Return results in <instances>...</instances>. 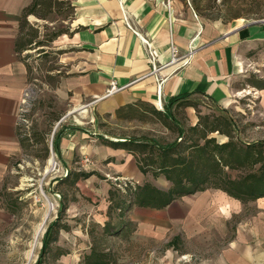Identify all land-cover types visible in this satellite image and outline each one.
Segmentation results:
<instances>
[{
  "label": "crops",
  "instance_id": "crops-1",
  "mask_svg": "<svg viewBox=\"0 0 264 264\" xmlns=\"http://www.w3.org/2000/svg\"><path fill=\"white\" fill-rule=\"evenodd\" d=\"M32 1L0 0V188L20 154L16 122L27 70L17 44L20 22ZM71 4V41L80 53L74 57L69 80L62 82L60 89L64 99L72 93V111L80 112L81 117L88 114V121H84V127L62 126L57 152L61 165L69 170L75 164L78 169L87 167L85 157L104 164L100 170L104 173V228L111 224L120 235L131 227L133 239L154 243L178 238L186 248L211 245L218 250V264H252L254 248L264 251V198L244 205L207 188L177 198L164 208L133 204L129 210L120 211L123 206H112L111 185L131 181L133 190L150 184L167 192L171 183L163 176L154 179L142 174L133 153L103 144L101 136L112 142L127 138L101 134L96 121L104 116V124H109L115 120L116 110L137 102L161 108L173 101L172 111L182 101H206L224 107L239 93L234 95V83L243 76L244 65L250 63L245 54L264 44V24H249L242 18L232 22L241 20L246 24L230 23L226 28L218 23H202L178 0H71ZM141 39L148 40L162 65L170 60V44L182 56L158 72L165 79L160 95ZM112 83L120 89L104 97ZM83 109L87 114L81 113ZM185 112L194 125V109L186 107ZM133 198L130 195L126 202L132 203ZM246 207H254L256 217L246 215ZM7 215L0 198V225Z\"/></svg>",
  "mask_w": 264,
  "mask_h": 264
},
{
  "label": "rangeland",
  "instance_id": "rangeland-1",
  "mask_svg": "<svg viewBox=\"0 0 264 264\" xmlns=\"http://www.w3.org/2000/svg\"><path fill=\"white\" fill-rule=\"evenodd\" d=\"M178 1L183 7L192 10L202 23H218L225 28L230 23L246 24L241 20L232 22L236 15H242V20L249 24H264L251 23L264 21V0H258L259 4L236 0H227L225 4L221 3L222 0ZM43 3L45 5L46 0ZM58 4H55L52 11H47L44 20L27 16L20 22V25L26 22V26L22 33L21 30L19 32L18 43L23 38L26 41L32 40L33 43L19 54L27 70L26 88L23 92L27 100L22 105L23 112L17 126L20 154L4 176L0 188L2 207L8 214L0 225V264H29L25 255L32 241L33 230L46 211L43 196L52 203L53 208L40 239L36 258L30 264H36L40 258L43 239L49 226L59 216L62 202L67 208L59 220V225L66 227L57 236L54 234L57 241L49 245L43 264H218L215 255L218 250H214L211 245L186 248L179 240L171 247L168 243L133 239L131 227L125 234L118 235L117 227L111 224L104 231V222L101 220L104 216L101 214L104 211V173L100 171L104 164H98L96 159L87 157L89 162L85 163L87 167L84 168L78 169L79 165L75 164L69 170L61 165L57 144L62 126L84 127L88 114L81 117L80 112L72 111L69 100L71 92L67 93V99L62 98L60 85L69 80L74 57L80 50L71 41L70 21L73 11L67 10L68 6L65 4ZM59 31H65L66 34L54 38ZM262 54L264 44L254 46L245 54L250 63L244 65L243 76L234 83V91L237 89L234 95L237 92H242V95L234 96L224 107L210 105L206 101L193 103L192 117L193 122L196 121L194 125H191L192 122L186 115L185 106L180 105L173 111L171 106L172 119L166 120L162 115L153 113H163L166 104L162 110L146 103L141 108L144 117L118 119L115 114L112 122L105 118L109 124H104V116L98 118L96 122H99L100 133L165 147L174 141H180V131L185 133L186 140H191L193 134L189 130L197 124L199 117L208 116L204 123L214 121L217 124L215 119L221 116L232 124L231 134L235 142L247 144L264 141V91L258 93L259 90L249 85L252 76L264 80ZM60 120V124L54 129ZM222 124L218 122L217 126L224 129ZM209 137L215 138L218 143L228 140L218 132L209 134ZM144 156L151 160L156 157V153L147 150L145 155H136L137 158ZM51 158L55 166L46 172L47 162L52 161ZM69 171L91 174V177L80 179L72 185L73 178L64 181ZM147 174L152 176L151 172ZM235 174L233 172L232 176ZM109 178L116 181L113 177ZM91 180L93 184L90 183ZM58 181L61 182L57 183ZM130 182L111 185L109 195L113 199L112 206L129 204L126 201L130 200L129 196L134 191ZM244 213L253 217L257 214L254 207H246ZM251 262L264 264V251L260 253L254 248Z\"/></svg>",
  "mask_w": 264,
  "mask_h": 264
},
{
  "label": "trees",
  "instance_id": "trees-1",
  "mask_svg": "<svg viewBox=\"0 0 264 264\" xmlns=\"http://www.w3.org/2000/svg\"><path fill=\"white\" fill-rule=\"evenodd\" d=\"M226 1L222 0L221 3L225 4ZM236 1L250 2L253 4L260 3L258 0ZM58 3L67 5V10L73 11L74 13V8L68 0H61L60 2L57 0H46L45 5L43 0H33L23 15V21L27 16H36L43 20L46 19L47 11H52L55 4ZM240 18H244V16L236 15L232 20ZM25 24L20 25L21 33L26 26ZM63 34H66V32L59 31L55 34L54 38ZM32 43V40L26 41L23 38L17 44V49L19 52H22ZM252 78L249 85L259 91L264 90V80L255 76H252ZM179 99L177 98L176 100ZM172 103L174 102L168 101L166 103V109L163 113L159 111H153V113L162 115L166 120H171L170 107ZM145 105L146 103L144 102H137L121 107L116 110V117L118 119L144 117L142 114L144 112L141 108L145 107ZM180 105L193 107L194 104L193 102L182 101L177 104V107ZM206 119H208V116L199 117L197 124L190 128L189 131L193 134V137L190 138L191 140H186L185 133L180 131V141H174L165 147L147 144V142H139L133 138H127L117 142L104 140L103 137L100 138L103 144L115 149H124L133 153L135 156L137 154L145 155L147 150H151L152 153L155 152L156 157L151 160L147 156L142 158L136 157L140 172L142 174L151 172L154 178L163 176L166 181L171 183V187L167 192L160 191L150 184L136 187L131 194L134 197L133 202L121 207L120 211L129 210L133 204L144 207L164 208L177 198L191 195L207 188L221 191L228 197L244 205L264 198V141L239 144L235 142L231 134L232 124L229 120L221 116L215 119L217 124L218 122L223 123V129L217 126L214 121L204 123ZM216 132L223 134L228 140L223 143H218L215 138L209 137V134ZM233 172L236 173L234 177L232 176ZM90 175L79 171H69L64 181H69L70 178H73L72 185H75L78 180L86 179ZM66 208V204L62 202L59 216L49 226L45 234L43 251L36 264H43L44 254L49 245L57 241V237L54 234L57 236L62 229H65L66 226L59 225V220L63 213H65ZM178 241V238H173L168 243V246L174 247ZM96 264H105V262H97Z\"/></svg>",
  "mask_w": 264,
  "mask_h": 264
},
{
  "label": "built area",
  "instance_id": "built-area-1",
  "mask_svg": "<svg viewBox=\"0 0 264 264\" xmlns=\"http://www.w3.org/2000/svg\"><path fill=\"white\" fill-rule=\"evenodd\" d=\"M141 42L145 45L146 47V56L149 59V63L151 66V71L150 74L154 76L156 84H157V89H158V95H160V91H161V86L164 83L165 79H162L161 76L159 75V71L164 68L167 65H171L174 64L176 62H178L182 56L179 55L178 49L174 44H170L169 47V52H170V60L168 62V64H164L162 65L159 60L158 57H156L154 55V52L150 46V43L148 42V40L146 39H141ZM188 58L183 62V64L185 65L187 63ZM120 88L115 87L114 83L111 84V88L108 90V92L106 93V95L104 97H109L112 94H114L115 92H117ZM27 100V96L23 95L21 102H20V107L18 109V116H17V122H16V126L19 125L20 123V118H21V113L23 112L22 105L25 104V101ZM158 102L160 103V99L159 97L157 98ZM163 107L161 106V109ZM163 110V109H162ZM85 163L89 162V159L87 157L84 158Z\"/></svg>",
  "mask_w": 264,
  "mask_h": 264
},
{
  "label": "bare ground",
  "instance_id": "bare-ground-1",
  "mask_svg": "<svg viewBox=\"0 0 264 264\" xmlns=\"http://www.w3.org/2000/svg\"><path fill=\"white\" fill-rule=\"evenodd\" d=\"M239 95H242V92H239L237 94V96H239ZM87 112H88L87 110L83 109V111L81 113L87 114ZM54 166L55 165H54L53 160L52 161H48L47 162V171L46 172H49L50 170H52L54 168ZM43 197H44L45 204H46V211L42 214L40 222L35 226V228L33 230L32 241H31V243L29 245V250H28L27 254L25 255V257H26V259H27L29 264L36 258L35 254H36V251L40 247V239H41V237L44 234L46 223L50 219V216L48 215V211L51 210L50 209V204H48V200L46 199V197L45 196H43ZM51 205H52V203H51ZM52 208H53V205H52Z\"/></svg>",
  "mask_w": 264,
  "mask_h": 264
},
{
  "label": "water",
  "instance_id": "water-1",
  "mask_svg": "<svg viewBox=\"0 0 264 264\" xmlns=\"http://www.w3.org/2000/svg\"><path fill=\"white\" fill-rule=\"evenodd\" d=\"M262 23V22H264V21H253L252 23ZM60 122H61V120L57 123V125L55 126V128L54 129H56V127L60 124ZM53 158H51V160H52ZM48 203L50 204V209H52V205H51V202H49V200H48ZM49 213H50V211L48 212V215H49Z\"/></svg>",
  "mask_w": 264,
  "mask_h": 264
}]
</instances>
